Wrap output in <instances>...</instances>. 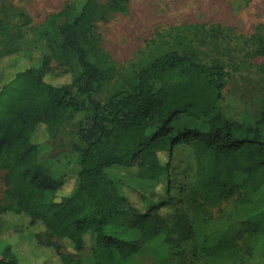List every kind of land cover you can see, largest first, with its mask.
Returning a JSON list of instances; mask_svg holds the SVG:
<instances>
[{
	"label": "trees",
	"instance_id": "1",
	"mask_svg": "<svg viewBox=\"0 0 264 264\" xmlns=\"http://www.w3.org/2000/svg\"><path fill=\"white\" fill-rule=\"evenodd\" d=\"M127 2L63 5L32 34L51 54L25 66L15 65L24 36L0 19V60L14 59L13 70L0 71V264H145L141 254L153 264L264 263V115L250 127L221 111L223 60L202 58L182 36L180 50L116 79L102 100L93 97L102 72L91 31ZM253 38L254 53L264 55V37ZM83 111L85 121L75 119ZM181 117L196 122L176 125ZM70 129V158L55 177L38 149ZM177 145L194 153L187 183L172 176ZM113 165L120 173H107ZM221 203L231 207L213 216L210 206Z\"/></svg>",
	"mask_w": 264,
	"mask_h": 264
},
{
	"label": "rangeland",
	"instance_id": "2",
	"mask_svg": "<svg viewBox=\"0 0 264 264\" xmlns=\"http://www.w3.org/2000/svg\"><path fill=\"white\" fill-rule=\"evenodd\" d=\"M76 1L80 0H0L3 25L24 36V47L15 55V65L34 64L43 54H51L43 40L32 37L33 30L63 5ZM254 34L264 37V0H128L125 10H109L107 19L96 21L91 31L92 42L99 50L95 58L102 72L93 97L102 100L116 79L130 77L138 67L166 50H180V40L185 36L202 58L218 57L224 61L226 84L218 106L232 121L252 127L264 115V55L254 53ZM10 61L14 59H1L0 71L13 70L8 67ZM50 65L54 74H61L56 59L51 58ZM86 114L83 111L75 119L84 122ZM68 122L67 129L74 126L73 118ZM195 122L181 117L175 124ZM67 132L72 130L46 139L38 149L39 162L55 177L65 171L70 158L71 139ZM171 163L175 183L191 180L195 162L190 147L175 146ZM120 170L118 165L106 169L110 175ZM126 183L144 189L153 186L150 180L138 178H128ZM5 188V170L0 168V200ZM230 207L231 203L227 207L221 203L210 206V211L216 217L221 209L224 212ZM61 251L68 252L65 247ZM89 255L88 250L79 254L86 263ZM140 258L142 263H154L146 254Z\"/></svg>",
	"mask_w": 264,
	"mask_h": 264
}]
</instances>
